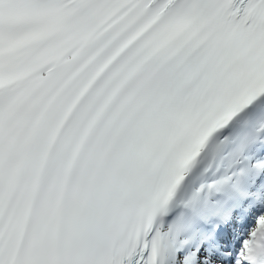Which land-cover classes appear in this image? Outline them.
<instances>
[{
	"label": "snow or ice",
	"instance_id": "6c2138e0",
	"mask_svg": "<svg viewBox=\"0 0 264 264\" xmlns=\"http://www.w3.org/2000/svg\"><path fill=\"white\" fill-rule=\"evenodd\" d=\"M0 264H264V0H0Z\"/></svg>",
	"mask_w": 264,
	"mask_h": 264
}]
</instances>
